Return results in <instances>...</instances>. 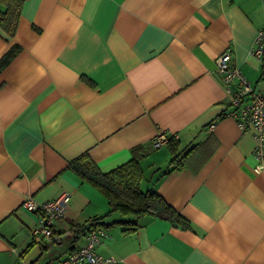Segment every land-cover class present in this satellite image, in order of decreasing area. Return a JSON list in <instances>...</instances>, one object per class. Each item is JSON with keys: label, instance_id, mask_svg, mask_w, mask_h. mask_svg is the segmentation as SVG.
Here are the masks:
<instances>
[{"label": "crops", "instance_id": "obj_1", "mask_svg": "<svg viewBox=\"0 0 264 264\" xmlns=\"http://www.w3.org/2000/svg\"><path fill=\"white\" fill-rule=\"evenodd\" d=\"M262 24L264 0H23L14 34L0 27V58L19 45L0 70V264H56L86 241H72L73 226L121 219L68 163L86 152L107 172L134 148L144 177V163L150 169L145 188L188 225L146 214L135 225L102 226L99 255L123 264H264V170L254 168L252 126L226 115L230 96L215 64L230 49L264 93L250 53ZM158 131L167 140L154 148ZM174 156L178 165L162 174ZM62 192L70 198L52 223L56 236L34 240L40 214L23 199Z\"/></svg>", "mask_w": 264, "mask_h": 264}, {"label": "built area", "instance_id": "obj_2", "mask_svg": "<svg viewBox=\"0 0 264 264\" xmlns=\"http://www.w3.org/2000/svg\"><path fill=\"white\" fill-rule=\"evenodd\" d=\"M250 53L259 61L261 74L264 75V24L256 31L250 46ZM215 64L222 85L230 96V109L226 115L235 117L243 130L248 125L252 126L253 156L256 161L254 168L257 171L264 170V93L256 91L239 67L232 63L230 49L226 48L220 52L215 58ZM212 127L213 124H210L209 128ZM166 140V134L158 131L152 139L151 145L157 148L165 144ZM69 198L70 196L66 192L45 201H36L31 195H26L21 203L22 206L40 214L38 223L31 230L34 240L51 241L56 236L52 223L64 215ZM103 235H105V231L102 227L91 229L86 234L85 243L70 251L56 264H123L120 259L114 256L102 257L95 251V246Z\"/></svg>", "mask_w": 264, "mask_h": 264}, {"label": "trees", "instance_id": "obj_3", "mask_svg": "<svg viewBox=\"0 0 264 264\" xmlns=\"http://www.w3.org/2000/svg\"><path fill=\"white\" fill-rule=\"evenodd\" d=\"M22 1L0 0V4L4 6L3 10L0 9V27L8 35H13L15 32ZM18 50L19 45L13 44L10 46L0 58V70ZM167 144L174 153L176 145L172 137L168 138ZM175 157L170 160V164L173 161H176V163L172 166L169 164L170 166L164 169L162 174L171 171L178 165V160ZM68 169L77 174L80 179L96 187L107 198L110 211L118 213L121 217V219L113 220L107 224L103 223L101 221L102 216H99L73 226V242L93 228L105 227L120 222L135 225L136 221L146 214L165 218L184 226L188 225V219L169 204L158 192L148 187L141 189L140 185L144 174L139 163L137 148L132 150L131 158L107 172H102L86 152L72 159L68 163ZM75 248L73 246L72 250Z\"/></svg>", "mask_w": 264, "mask_h": 264}, {"label": "rangeland", "instance_id": "obj_4", "mask_svg": "<svg viewBox=\"0 0 264 264\" xmlns=\"http://www.w3.org/2000/svg\"><path fill=\"white\" fill-rule=\"evenodd\" d=\"M164 168V167H162ZM144 172H145V177L142 179V182H141V189H145V178L147 177V175H149L150 173V169H148V165L146 163H144Z\"/></svg>", "mask_w": 264, "mask_h": 264}]
</instances>
